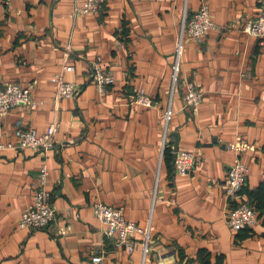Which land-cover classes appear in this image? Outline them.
I'll use <instances>...</instances> for the list:
<instances>
[{"label": "crops", "instance_id": "0c3cea01", "mask_svg": "<svg viewBox=\"0 0 264 264\" xmlns=\"http://www.w3.org/2000/svg\"><path fill=\"white\" fill-rule=\"evenodd\" d=\"M206 1L217 27L200 44L186 40L182 54V78L204 93L192 113L183 108V82L172 87L170 72L182 18L201 0H106L94 14L76 16L74 0H0V88L16 83L45 102L34 111L16 106L0 119V264H95L91 257L100 254V264H197L199 250L212 260L223 256L224 264H264V217L237 241L224 197L227 168L238 159L248 168L243 188L264 182V39L242 30L264 0ZM96 56L114 78L103 92L89 78ZM60 72L81 89L54 104L52 77ZM135 87L154 104L130 103ZM168 104L174 113L162 147ZM53 121L51 151L17 145L16 128L42 134ZM175 142L199 159L186 176L164 161ZM237 142L248 147L226 146ZM42 165L55 220L20 229ZM98 201L150 226L144 262L139 245L128 253L102 233L93 215Z\"/></svg>", "mask_w": 264, "mask_h": 264}, {"label": "built area", "instance_id": "2783aa9c", "mask_svg": "<svg viewBox=\"0 0 264 264\" xmlns=\"http://www.w3.org/2000/svg\"><path fill=\"white\" fill-rule=\"evenodd\" d=\"M13 0H3L5 5H10ZM106 0H74V10L72 14H94ZM199 8L190 15L182 18V25L176 39L173 51V62L171 64L170 79L172 87L183 82L184 97L183 108L196 113L201 106L204 98L202 88L187 77L181 76L182 54L186 40L200 44L208 31L217 27L211 15L210 5L206 0H201ZM242 30L250 35L264 39V8L261 9L254 17L247 20ZM72 65L64 66L65 71H72ZM89 78L97 86L100 92L113 84L114 78L99 56L92 60L89 66ZM54 85L51 94V101L56 104L64 98H75L81 89V86L75 82L67 81L63 78L62 72L56 73L52 77ZM183 79V80H182ZM131 102L133 105L152 106L153 99L147 95L143 89L134 88ZM45 104L42 100H35L31 97L27 88H23L16 83H10L0 88V119H3L8 112L19 105L26 106L29 111H34ZM164 133L162 137V147L166 143L168 136L167 124L173 116L170 104L163 111ZM59 127L58 121H53L42 134H38L34 129L16 128L14 134L17 145L20 148H29L40 153H47L53 149V135ZM230 150L238 151L248 147L242 142L226 143ZM3 148L0 145V149ZM195 151L185 150L177 151L174 155L173 164L175 173L186 176L191 173L195 163L198 161ZM248 168L245 163L239 159L232 165H229L226 171V184L224 188V197L229 205L226 214L227 225L234 231L249 226L257 222L256 211L253 206L246 201L244 194L241 192L245 186ZM47 169L45 165L40 168V178L36 185L32 203L21 213L17 226L20 229L38 230L48 227L55 220L56 212L51 201V194L46 189ZM233 203H236L233 205ZM93 215L102 224V233L113 238L116 244L122 245L128 253H132L139 245L143 254V262L151 248L152 234L150 226L142 227L135 221L124 217L119 208H115L104 202H96L93 205ZM135 235H140L137 238ZM102 254L94 255L91 261L95 264L102 263ZM143 264V263H142Z\"/></svg>", "mask_w": 264, "mask_h": 264}, {"label": "trees", "instance_id": "16d2710c", "mask_svg": "<svg viewBox=\"0 0 264 264\" xmlns=\"http://www.w3.org/2000/svg\"><path fill=\"white\" fill-rule=\"evenodd\" d=\"M125 25H122L121 28V34L124 35L126 33ZM174 159L172 155V150L170 146H167L165 151H164V161H172ZM173 169L174 165H173ZM245 198L246 201L249 202L254 210L256 211L257 217L261 218L264 217V182L260 183L256 188L252 190H246V188H242L241 191ZM236 203H233L235 205ZM264 221V219H263ZM237 233V241L243 240L244 238L252 235V230L250 229L249 226L240 228L239 230L236 231ZM183 252L180 250L179 251V259L182 261L184 260ZM192 262L191 260H186L185 263L183 264H189ZM196 262L197 264H224L223 262V256L218 255L212 260V256L209 251L206 250H199L197 257H196Z\"/></svg>", "mask_w": 264, "mask_h": 264}, {"label": "water", "instance_id": "95a60500", "mask_svg": "<svg viewBox=\"0 0 264 264\" xmlns=\"http://www.w3.org/2000/svg\"><path fill=\"white\" fill-rule=\"evenodd\" d=\"M175 137H176V140H177V138H178V134L175 133ZM173 147H174L173 155H175L176 152L178 151V147H177V143H176V142L174 143Z\"/></svg>", "mask_w": 264, "mask_h": 264}, {"label": "rangeland", "instance_id": "374dc122", "mask_svg": "<svg viewBox=\"0 0 264 264\" xmlns=\"http://www.w3.org/2000/svg\"><path fill=\"white\" fill-rule=\"evenodd\" d=\"M152 241V240H151ZM151 245V244H150ZM142 264V263H141Z\"/></svg>", "mask_w": 264, "mask_h": 264}]
</instances>
